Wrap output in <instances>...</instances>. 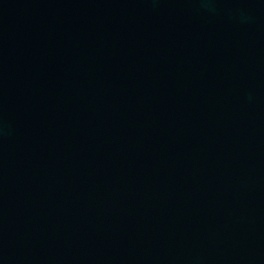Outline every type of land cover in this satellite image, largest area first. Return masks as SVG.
Here are the masks:
<instances>
[{
    "label": "water",
    "instance_id": "water-1",
    "mask_svg": "<svg viewBox=\"0 0 264 264\" xmlns=\"http://www.w3.org/2000/svg\"><path fill=\"white\" fill-rule=\"evenodd\" d=\"M0 264H264V0H0Z\"/></svg>",
    "mask_w": 264,
    "mask_h": 264
}]
</instances>
